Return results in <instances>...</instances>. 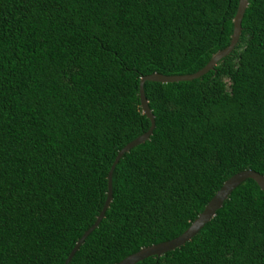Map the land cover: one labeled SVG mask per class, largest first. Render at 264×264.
<instances>
[{
    "label": "trees",
    "instance_id": "16d2710c",
    "mask_svg": "<svg viewBox=\"0 0 264 264\" xmlns=\"http://www.w3.org/2000/svg\"><path fill=\"white\" fill-rule=\"evenodd\" d=\"M238 0H0V264H63L117 152L145 133L141 77L190 75L229 44ZM154 127L67 264H116L181 235L232 175L264 177V0L201 77L144 82ZM136 264H264V193L235 187L186 243Z\"/></svg>",
    "mask_w": 264,
    "mask_h": 264
},
{
    "label": "water",
    "instance_id": "95a60500",
    "mask_svg": "<svg viewBox=\"0 0 264 264\" xmlns=\"http://www.w3.org/2000/svg\"><path fill=\"white\" fill-rule=\"evenodd\" d=\"M246 5H247V0H238L236 12L232 19L233 27H232V33L230 36L229 44L227 45V47H225L221 51H218L215 54H213L203 68H201L197 72L190 74V75L163 76L159 74H151V75L143 76L140 78L139 83H138V98H139L140 109H141L142 115H144L148 119L150 126L145 133H143L142 135H140L133 141L126 144L115 155L113 162L107 173L106 198L103 203L102 209L100 213L98 214V216L96 217L94 223L77 240V242L75 243L74 247L68 254L63 264L68 263V261L70 260L74 252L77 250V248L84 241L86 236L98 225L99 221L103 217L104 211L107 208L110 202V198H111L110 178H111V172L113 170L114 165L122 157L123 154L127 153L131 148L142 144L144 141H146L149 138L151 134V131L154 127V119H153V116L150 110L147 107L146 100L143 96V90H142L143 83L144 82H156V83H161V84H167V83H176V82H186V81L197 79L201 77L202 75L206 74L208 71L212 70L214 65L220 59L227 56L230 53V51L233 49L234 45L236 44L239 33H240V21H241L244 9L246 8ZM245 179L252 180L257 185V187L260 189V191L264 193V177L261 176L260 174L254 171H251V170H245L237 174H234L221 185V187L217 190V192L213 195V197L204 206L201 213L198 214V216L192 221V223L188 226V228L181 235H179L178 237L172 240H169L163 243L141 248L137 252L125 257L124 259H122L116 264H136L137 262L142 261L148 257L154 256L158 258L164 253H167V252L173 251L174 249L179 248L181 245L189 241L214 216L216 210H218L221 207L223 201L226 200L230 192Z\"/></svg>",
    "mask_w": 264,
    "mask_h": 264
}]
</instances>
